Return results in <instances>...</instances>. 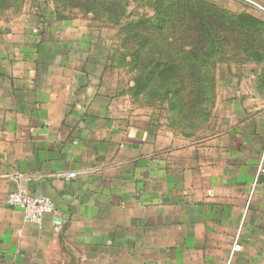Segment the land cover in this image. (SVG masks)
Segmentation results:
<instances>
[{"label": "crops", "instance_id": "1", "mask_svg": "<svg viewBox=\"0 0 264 264\" xmlns=\"http://www.w3.org/2000/svg\"><path fill=\"white\" fill-rule=\"evenodd\" d=\"M43 9L0 27V264H264V55L216 84L226 120L130 121L102 48Z\"/></svg>", "mask_w": 264, "mask_h": 264}, {"label": "rangeland", "instance_id": "2", "mask_svg": "<svg viewBox=\"0 0 264 264\" xmlns=\"http://www.w3.org/2000/svg\"><path fill=\"white\" fill-rule=\"evenodd\" d=\"M41 6L54 26L102 48L112 99L130 121L226 120L214 111L216 84L264 55V0H0V27Z\"/></svg>", "mask_w": 264, "mask_h": 264}, {"label": "built area", "instance_id": "3", "mask_svg": "<svg viewBox=\"0 0 264 264\" xmlns=\"http://www.w3.org/2000/svg\"><path fill=\"white\" fill-rule=\"evenodd\" d=\"M37 30L34 29L33 33ZM78 172H67L55 174L58 178H74ZM5 204L8 207L18 209L22 213V217L25 222L38 224L41 222L44 216L52 215L56 212V206L53 201L45 196H31L22 192L9 193L5 198ZM240 248L238 242L232 247V254L238 251ZM228 264V263H227Z\"/></svg>", "mask_w": 264, "mask_h": 264}]
</instances>
